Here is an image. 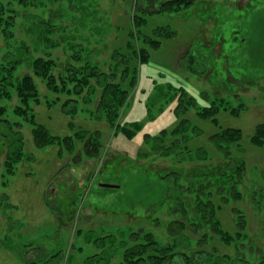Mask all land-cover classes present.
<instances>
[{
	"label": "rangeland",
	"instance_id": "rangeland-1",
	"mask_svg": "<svg viewBox=\"0 0 264 264\" xmlns=\"http://www.w3.org/2000/svg\"><path fill=\"white\" fill-rule=\"evenodd\" d=\"M256 1L192 0L189 7L176 12H157L160 4L146 9L145 35L137 47H144L159 26L168 27L174 35L157 37L160 44L147 47L145 62L132 55L136 82L118 117L119 127L127 129L117 132L99 117L103 114L97 108L101 89L95 79L92 89L83 88L78 113L71 117L63 111L65 93L59 94L55 104H47L46 98L57 94L35 73L34 61L50 56L54 63L50 73L56 76L68 61L82 65L75 62L80 55L72 47L75 44L83 59L90 54L109 73L112 54L130 52L131 15L144 0H36L25 9L13 1V8L52 23L47 40L28 32L22 16L10 29L11 46L23 42L12 80L32 75L41 97L40 102L30 101L26 119L15 115L13 107L19 98L13 88H8L10 98L0 99V105L6 106L5 116L21 122L14 129L23 136L22 153L27 156L8 174L0 152V198L7 197L0 207V264H26L21 257L32 247L42 249L35 255L59 260L58 264L68 258L69 264H124L123 254L135 239L132 231L140 237L153 235V250L145 258L170 244L165 259L164 253L157 252L159 258L151 255V260L137 264H194L187 257L195 264L219 259L221 264H244V259L264 264V144H253L250 138L256 125L264 122V6ZM7 48L1 36L0 59ZM191 48L202 58L207 56L197 58L195 72L181 58ZM89 89L94 92L90 94ZM87 94L91 99L85 102L82 97ZM182 94L194 103L179 107ZM217 96L224 98L226 107L237 108V114L221 108L215 119L201 117L198 110ZM29 119L42 122L55 135L97 132L100 149L88 155L87 137L75 140L71 152L56 145L38 148ZM176 127L177 135H161L162 130ZM223 127L240 128L242 137L220 149L210 136ZM225 151L233 160L244 162L241 177L233 181L241 194L238 199L229 193L230 180L225 184L223 177L216 182L192 175L199 166L224 164ZM166 176L177 178L169 188ZM208 199L214 219L201 225L196 206ZM173 222L176 229L170 230ZM238 230L241 235L236 241ZM218 233L234 241L224 242Z\"/></svg>",
	"mask_w": 264,
	"mask_h": 264
},
{
	"label": "trees",
	"instance_id": "trees-1",
	"mask_svg": "<svg viewBox=\"0 0 264 264\" xmlns=\"http://www.w3.org/2000/svg\"><path fill=\"white\" fill-rule=\"evenodd\" d=\"M13 1H16L17 4H19L23 8L28 6L29 4L36 3V0H8L7 3L0 1V37L2 36V38L5 39V46H8V48L2 54L0 59V99H6L7 97L10 98L11 89L9 91L8 88H13L19 98V102L13 107V109L16 110V113L14 111L13 113H15V115L19 118L22 117L23 119H26L31 110L29 105L30 101L34 100L36 102H40L39 99L41 97V94L38 90L37 82L30 74L24 75L17 81L15 80L16 82H13L12 80L13 70L20 63L19 57L22 52L23 42L18 47L13 48L10 43V41L12 40V30L10 29L15 24V19H17L19 16H22L28 22V27L26 28L28 32H34L37 38L47 40L48 34L51 33L50 27L52 21L50 20L49 22V20H44L38 15H34L30 12L25 11L21 12L22 10L20 11L16 8H13ZM256 2H260L264 6V1L262 2L261 0H257ZM142 3L143 6H138L137 10L135 9L131 15L132 26L128 34L129 37L133 39V42H128L127 44L130 52L121 53L116 50V52H114L111 57L112 61L109 67V73H107L106 71H102V69L99 67V64L93 61V57L90 56V54L86 55V57L83 59V54H81L80 52V47L76 46L75 44L72 47L73 49L77 48L80 55L74 59L76 63H82V65H76L74 62L71 61V63H69L68 61L66 69L62 72H59L56 76L50 73L54 65V63L50 59V56L48 58L38 57L35 59V73L42 79L45 78V82L47 83L46 85L48 89H50L54 94L58 95H56V97L51 100L46 98V102L48 105L55 104V102L59 101V94L65 93L67 95V98L65 101L62 102L63 111L71 117H74L78 113V106L81 101L78 99L79 95H81L84 87L90 88L92 85L91 80L95 79L97 81L96 83L101 89V100L98 102L97 108L99 109L98 111H100L99 114L102 112L103 114H100L99 117L103 116L105 120L116 130L115 132L121 129L122 131L127 129L125 128V126L119 127L118 117L119 110L124 107L127 103L129 90L135 86L136 82L135 68L131 66L132 55L134 54L137 57L139 63L145 62L148 59L149 55L147 47L155 48L158 47L160 44V39L157 37L169 38L174 35L173 30L168 29V27L159 26L153 30V34L156 38H154V35H152V38L150 37L148 39L149 42H147L144 47H137V42H139L140 39L142 40L143 36L145 35L142 32V26H144L143 24H145L146 22V16L149 10L148 8H150V6L153 7L156 4H160L159 8L157 9V12H176L183 7H189L192 4V0H144V2ZM256 7V5H253V8ZM59 13L62 12L58 9V14ZM199 55L195 53L194 48H191L189 50L187 49L182 55L181 58L186 61V64L188 65V70L195 72L194 65L195 63L199 62L197 61V58H199L200 61L202 59H207V56H204L202 58ZM118 73H120L119 81H117ZM93 92L94 89L89 93L92 94ZM182 95L184 98L182 97ZM182 95H180L179 97V107L182 106V103H186L188 105H192L194 103L192 97H189L187 94ZM73 96H77L76 99ZM82 98L83 100H85V102L91 99L89 94H87V96H83ZM70 101H72L73 103L71 106H69ZM225 104L226 103L224 98L217 96L212 100L209 105L201 107L198 110V114L204 118L212 117L215 119L216 114L221 108L225 110H227L228 108L231 113L237 114V108H234L233 106L226 107ZM22 105H24V108H22ZM69 107H71V109H69ZM184 107L187 106H183V108ZM5 114L6 106L0 105V138L2 139V141L0 142V145H2L0 146V152H2V155L4 156L3 166L5 170L8 174H12L15 171V165L19 161L27 159V156L25 157L22 153L24 146L23 136H21L19 130L14 129V126H17L15 124H21V122L19 120L12 122L9 118L5 116ZM29 120L31 121L30 124L33 142L38 148L56 145L57 147H59V149L61 148V150H63L64 148L67 152H71L74 150L75 140H80L83 139V137H87L85 144L87 148L86 152L88 155L93 156V153L97 154L100 149V135L97 132L81 131L80 133L73 135H55L42 122L36 121L35 119ZM135 125L136 129L139 130V125ZM179 132V127H176L171 131L162 130L161 135L166 138L167 135H177ZM241 137V129L235 127L220 128L219 131L214 132L210 136L211 140L214 142L216 147L220 149L225 147L224 145H228L239 140ZM250 138L253 144H264V122L256 125L253 134ZM228 153L229 152L225 151L224 164H217L214 166H199L193 170L194 172H192V175L195 177H199L197 179L206 178L210 180L213 178L216 182L220 181L223 177L225 184L228 183V180H230L232 184L229 185H231L233 191L231 190V192L229 193L231 195L233 194L238 199L240 198L241 194L235 189L236 184L233 181L235 176H237L238 178L241 177L242 171L244 169V162L242 160H233L231 157H229ZM227 171L230 172V176L226 174L228 173ZM171 176H166L164 178L166 180V188H169V186L172 183H175V181L177 180V178L173 179V177ZM169 177L170 179L168 180ZM224 177H226V179ZM203 183L204 182L201 183L202 186ZM204 195L206 197L208 196V194L206 193ZM6 199V195L2 194V198H0V207L2 206V201H5ZM178 201L180 202L181 200L178 199ZM196 209L198 214H200V220L198 223H200L201 225L212 223L214 219V207L209 199L206 202L202 200L199 201L196 206ZM181 211L185 212L184 205L182 204ZM176 224V222L171 223L170 230L176 229ZM214 224L215 225L213 226L216 228L218 225H216L217 223ZM241 224L242 223L240 222L239 225ZM183 225L184 224L179 226L181 227V230H183ZM242 228L243 224L240 229ZM77 233H79V230H77ZM218 234L224 242L234 241V239H230L225 236L227 235L225 233ZM130 235L135 236V239L133 245L128 246L123 254L124 261H127L126 263L124 262V264H137L139 261H145V259L149 260L151 255H154L156 258H159L160 254L157 252L164 253V259L167 257V249L170 248V244H165V246L160 250L156 251V253H149V255L146 256L147 258H145V254L147 253V251L153 250L152 245L150 246V241L153 237L151 232H148L145 237H140V234L135 231H132ZM240 235V230H238L236 233L235 240L236 238L238 239V236ZM201 239H199V241ZM101 246L103 247V244H101ZM35 252L42 253V249L40 247H32L30 250L27 251L26 255H23L21 258L26 264L33 262H39L40 264H58L59 262V260L53 262L48 261L47 259H43V256H37L35 255ZM219 258L220 257H218V259ZM192 259L193 258L191 257H187V260L192 261V263L195 264V261H193ZM222 260L223 259H219V261H212V263L210 264H221ZM70 261L71 260H69L68 258L65 264H69ZM244 264H249L248 260L244 259Z\"/></svg>",
	"mask_w": 264,
	"mask_h": 264
},
{
	"label": "water",
	"instance_id": "water-1",
	"mask_svg": "<svg viewBox=\"0 0 264 264\" xmlns=\"http://www.w3.org/2000/svg\"><path fill=\"white\" fill-rule=\"evenodd\" d=\"M102 186H105V187H107V186H109V184H106V183H104V184H102Z\"/></svg>",
	"mask_w": 264,
	"mask_h": 264
}]
</instances>
